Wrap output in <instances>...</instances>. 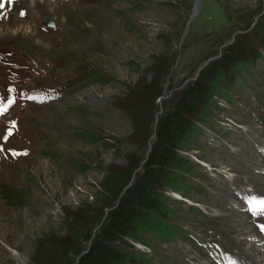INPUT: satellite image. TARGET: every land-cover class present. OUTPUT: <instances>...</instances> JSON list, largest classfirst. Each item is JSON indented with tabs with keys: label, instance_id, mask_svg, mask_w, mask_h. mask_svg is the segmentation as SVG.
<instances>
[{
	"label": "rangeland",
	"instance_id": "374dc122",
	"mask_svg": "<svg viewBox=\"0 0 264 264\" xmlns=\"http://www.w3.org/2000/svg\"><path fill=\"white\" fill-rule=\"evenodd\" d=\"M13 1L0 8V264H26L35 238L63 234L65 217L91 199L105 168L140 156L127 109L137 77L152 82V57L175 52L155 98L158 115L163 100L238 44L248 56L228 70L222 95L180 153L190 165L181 192L166 191L169 232L145 231V244L131 251L137 264H244L247 244L234 243L243 230L226 215L237 199L239 213L258 215L249 224L264 238V185L246 191L258 171L243 161L255 131L262 137L251 144L264 154V0H199L192 18L194 0ZM87 68L100 78L80 74ZM230 186L248 194L237 198Z\"/></svg>",
	"mask_w": 264,
	"mask_h": 264
},
{
	"label": "trees",
	"instance_id": "16d2710c",
	"mask_svg": "<svg viewBox=\"0 0 264 264\" xmlns=\"http://www.w3.org/2000/svg\"><path fill=\"white\" fill-rule=\"evenodd\" d=\"M246 48L235 45L163 100L154 127L155 98L161 94L160 84L175 52L152 57L148 67L154 71L152 82L137 77L127 109L137 138L143 142L142 153L125 167L105 168L91 199L77 203L65 217L63 234L44 231L35 238L26 264H72L84 249L73 264H137L140 257L131 251L134 242L145 244L148 230L157 237L169 232L163 221L166 191L181 192L183 176L190 174L189 160L180 153L204 125L208 105L222 95L228 70L248 56ZM80 74L93 80L101 76L89 68Z\"/></svg>",
	"mask_w": 264,
	"mask_h": 264
},
{
	"label": "bare ground",
	"instance_id": "6f19581e",
	"mask_svg": "<svg viewBox=\"0 0 264 264\" xmlns=\"http://www.w3.org/2000/svg\"><path fill=\"white\" fill-rule=\"evenodd\" d=\"M0 2H2L4 4V7H3L4 9H6L7 7L10 8L16 3L13 0H11V2H9V0H0ZM0 13H1V9H0ZM0 18H2L1 14H0ZM248 136L256 137L255 141L260 140L259 138L262 137V136H260L259 131L253 132L252 135L251 134L246 135V137H248ZM263 136H264V133H263ZM255 141L251 140L250 145L248 146L249 148L244 149V151H243V161H244L246 167L248 169L258 171V173L257 172L250 173V177H251V179H253V182L246 183L244 185L246 188V191H252V190L255 191L258 189V185H262V186L264 185V154H258L254 151V149L256 147H258L257 146L258 144L253 143V145H252L251 143L255 142ZM259 147H261V146L259 145ZM261 148L263 149V153H264V147H261ZM256 149H258V148H256ZM238 161L243 163L242 159H241V161L238 159ZM242 171H245V170L242 169ZM226 179H227L228 183H230V181L234 180L233 178H230V175H227ZM254 182L256 184H253ZM220 190H224V187L221 186ZM230 190L233 191V195L235 194L237 196V198H239L240 196L246 197L245 195L248 194V192H240L236 186H230ZM175 197L179 198L180 196L175 195ZM230 198H231V196H230ZM232 201L233 202H231L229 204H231V206H233V210H230L228 212V215H226V216H228V218H230V219H228V223L230 222V220L233 222H237L239 229L243 230V231H241V232H243V237L236 240V242H234L235 244L241 245V246H244L247 244L245 246V248H243V250H241V257L244 258V261L246 262V264H264V238L261 235H259L257 233V231H254V229L252 228V225L249 224L250 220L256 222L258 215H254L252 213V210L251 209L248 210V208H247V216H244V214L239 213V211H238L240 209V203H238L239 201H237V199H235V198ZM223 208H224V206H223ZM213 213H214V215H220L221 213H223V211L221 208L220 209L218 208L215 211L213 210ZM255 213L257 214V212H255ZM249 247H251V252L249 251L250 253L247 252L248 250H250ZM252 251H253V253H252ZM258 252L261 255H259ZM236 256L238 257V252H236ZM249 256H251V257H249ZM215 261L216 262L212 261L210 264H217L218 261L217 260H215ZM245 262H244V264H245ZM240 263H241V261H240Z\"/></svg>",
	"mask_w": 264,
	"mask_h": 264
},
{
	"label": "water",
	"instance_id": "95a60500",
	"mask_svg": "<svg viewBox=\"0 0 264 264\" xmlns=\"http://www.w3.org/2000/svg\"><path fill=\"white\" fill-rule=\"evenodd\" d=\"M198 2H199V0H194L193 5H192V12H191L189 18H192L193 15L195 14V12H196V10H197V7H196V6L198 5ZM42 21H43V23H44L45 25H47V26H53V22H52L48 17H46L45 15L42 16ZM160 110H161V106L159 105V111H160ZM155 121H156V114L154 115L153 127H154V123H155ZM152 135H153V133L150 135V137H151ZM148 149H149V142L147 143V148H146V150H145V154H146V152L148 151ZM143 160H144V159H142L141 162H142ZM129 182H130V180L128 181V183H129ZM128 183H127V184H128ZM84 251H85V249L82 250V251H80V252L78 253V255H76V257H75L73 263L76 261L77 257H78L80 254H82ZM73 263H72V264H73Z\"/></svg>",
	"mask_w": 264,
	"mask_h": 264
},
{
	"label": "snow or ice",
	"instance_id": "6c2138e0",
	"mask_svg": "<svg viewBox=\"0 0 264 264\" xmlns=\"http://www.w3.org/2000/svg\"><path fill=\"white\" fill-rule=\"evenodd\" d=\"M9 2H11V0H9ZM3 7H4V4L2 2H0V8H3ZM21 15H23V13H21ZM261 204H262V206H264V201H262Z\"/></svg>",
	"mask_w": 264,
	"mask_h": 264
}]
</instances>
